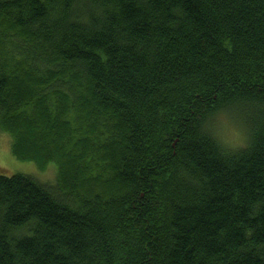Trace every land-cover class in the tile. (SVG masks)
Segmentation results:
<instances>
[{"label":"trees","instance_id":"trees-1","mask_svg":"<svg viewBox=\"0 0 264 264\" xmlns=\"http://www.w3.org/2000/svg\"><path fill=\"white\" fill-rule=\"evenodd\" d=\"M0 129V264H264V0H0Z\"/></svg>","mask_w":264,"mask_h":264},{"label":"rangeland","instance_id":"rangeland-1","mask_svg":"<svg viewBox=\"0 0 264 264\" xmlns=\"http://www.w3.org/2000/svg\"><path fill=\"white\" fill-rule=\"evenodd\" d=\"M235 118L222 113L212 121V128L216 135L231 147H239L245 144V131ZM12 139L10 135L0 129V174L12 176L14 174H27L42 183H55L58 178L57 165L54 162L48 164L45 169L33 161L19 160L12 154Z\"/></svg>","mask_w":264,"mask_h":264}]
</instances>
